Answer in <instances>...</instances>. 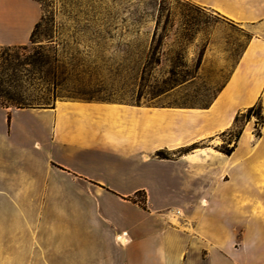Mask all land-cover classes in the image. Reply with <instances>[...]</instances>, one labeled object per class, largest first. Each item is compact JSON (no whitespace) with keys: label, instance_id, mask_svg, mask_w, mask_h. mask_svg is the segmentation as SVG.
Instances as JSON below:
<instances>
[{"label":"crops","instance_id":"crops-1","mask_svg":"<svg viewBox=\"0 0 264 264\" xmlns=\"http://www.w3.org/2000/svg\"><path fill=\"white\" fill-rule=\"evenodd\" d=\"M187 1L251 30L207 106L0 105V205L46 194L77 233L71 249L0 208V264H264V122L257 137L247 122L229 154L216 138L238 111L259 103L264 117V0ZM40 18L37 0H0V45L27 43ZM138 190L144 207L129 199Z\"/></svg>","mask_w":264,"mask_h":264},{"label":"rangeland","instance_id":"rangeland-1","mask_svg":"<svg viewBox=\"0 0 264 264\" xmlns=\"http://www.w3.org/2000/svg\"><path fill=\"white\" fill-rule=\"evenodd\" d=\"M37 2L41 18L29 41L0 45V105L42 107L75 98L205 107L251 36L249 27L187 0ZM246 111H238V119L216 135L221 152L234 149L247 122L252 136L260 134L264 121L256 109L248 116ZM205 145L197 142L191 148ZM189 150L155 155L173 158ZM46 198L38 195V205L0 208L7 219H30L39 237H65L77 249L76 226L61 218V205H44ZM129 199L144 207L145 192L138 190Z\"/></svg>","mask_w":264,"mask_h":264},{"label":"trees","instance_id":"trees-1","mask_svg":"<svg viewBox=\"0 0 264 264\" xmlns=\"http://www.w3.org/2000/svg\"><path fill=\"white\" fill-rule=\"evenodd\" d=\"M37 24H38V23H37ZM37 24L35 25V27L37 26ZM34 29H35V28H34ZM34 29H33V30H34ZM32 33H33V31H32ZM32 33H31V35H32ZM30 37H31V36H30ZM52 104H53V103H52ZM52 104H50L49 106H52ZM49 106H42V107H49ZM260 108H261V106H260L259 103L254 104V105L248 107V108H247V111H246V116H248L249 113H250L251 111H253L254 109H256V110H257V113H256V114H257L258 117L261 119V122H263L264 120H263V117H262V115H261ZM238 114H239V113H237V114L235 115V117H234V121H236V120L238 119V117H239ZM231 150H232V148L226 150L225 153L228 154V153H230Z\"/></svg>","mask_w":264,"mask_h":264},{"label":"bare ground","instance_id":"bare-ground-1","mask_svg":"<svg viewBox=\"0 0 264 264\" xmlns=\"http://www.w3.org/2000/svg\"><path fill=\"white\" fill-rule=\"evenodd\" d=\"M202 203L204 204V203H205V201L203 200V201H202Z\"/></svg>","mask_w":264,"mask_h":264}]
</instances>
